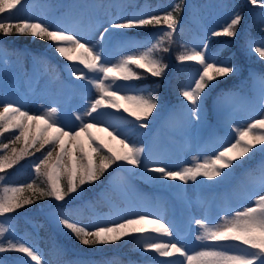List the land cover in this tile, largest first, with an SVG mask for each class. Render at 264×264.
<instances>
[{"label":"snow or ice","instance_id":"6c2138e0","mask_svg":"<svg viewBox=\"0 0 264 264\" xmlns=\"http://www.w3.org/2000/svg\"><path fill=\"white\" fill-rule=\"evenodd\" d=\"M250 3L256 4L257 0H250ZM18 6H23L22 0H0V14H7L6 17L0 16V36H30L50 42L55 53L68 62L65 67L70 77L84 81L79 87L86 92L95 89L97 95L90 100L87 96L83 97L87 103L82 105V110L70 114L67 122L58 118V107L44 108L40 114L33 115L14 102H3L0 135L10 133L14 138L9 143L0 144V149L4 150V154L0 155V173L13 168L25 157L45 150L32 167L38 177H46V187L40 188L33 181L23 186L0 188V217H6L45 197L63 202L66 198L79 196L84 191V185L101 181L114 165L132 176H142L156 183L219 184L229 179L235 169L243 167L257 153L264 154V118L253 120L246 127H233L234 142L214 150L202 162L197 160L191 165L176 168L150 160L145 155L146 148L137 146L119 127L112 124L100 127L105 117L112 115L106 111L110 109L117 112L122 109L127 116L121 115L119 119L141 129L148 128L149 118H156L160 107L158 98L151 91L133 83L145 78L134 68L145 70L152 77L163 76L168 65L158 53L169 52L170 48L164 45L170 46L174 42L182 11L180 3L161 14L106 19L104 23L107 26L101 25L103 30L94 44L88 39L89 33L78 31L75 27L63 23L53 25L31 17L17 18ZM261 7L264 8V3ZM241 21L242 16L236 13L222 29L211 31V36L235 37L236 27ZM160 25L164 26V30L150 47L132 41L129 36L131 30ZM114 41L121 45L128 44L137 51L110 64L104 53L106 45L111 46ZM207 48V43L199 50L185 48L177 56L178 62H195L199 65L194 86L180 92L187 102L189 123L193 126L203 122L205 97L208 95L206 90H211L218 78L237 70L230 61L210 57ZM247 48L264 60V39L249 41ZM261 100L264 102V94ZM128 117L134 119L129 120ZM101 132L106 133L110 140L106 142L96 135ZM21 141L23 146L19 149L10 148V145ZM112 141L120 146L119 150L112 146ZM261 169L259 191L249 190L247 193L253 206L236 210L234 215H225L221 223L203 218L194 221L200 230L195 237L196 241L202 242L199 250H190L168 223L148 214L126 215L115 220L98 219L92 225L72 221L63 215L58 216L57 220L86 247L116 244L125 238L135 239L138 247L149 254L152 264H264V162ZM4 179V176H0V182ZM26 190L31 191L34 198L22 195ZM8 231L0 224V253L13 251L23 254L25 264H47L30 244L15 236L6 238ZM0 264L3 262L0 261Z\"/></svg>","mask_w":264,"mask_h":264},{"label":"rangeland","instance_id":"374dc122","mask_svg":"<svg viewBox=\"0 0 264 264\" xmlns=\"http://www.w3.org/2000/svg\"><path fill=\"white\" fill-rule=\"evenodd\" d=\"M177 3H180L182 8L179 25L184 22L187 31L191 34L186 48L199 50L207 43V54L210 57L218 61H230L237 70L227 76L231 77L232 83L240 79L239 90L220 87L218 97L212 102V116L207 111L205 98L203 122L193 126L189 123L187 102L184 98L180 95L174 101L163 99L162 94L157 90L160 77H152L150 80H153V86L148 82L142 84L133 82L138 87L151 91L160 104L156 118H149L148 128L141 129L134 124L122 122L120 116H127L122 109L119 112L106 110L112 115L105 117V122L100 125L107 127L112 124L119 127L137 146L146 148L145 155L150 160L170 168L191 165L197 160L202 162L203 158L213 154L214 150L234 142L233 127H246L253 120L264 118V102L261 100L264 94V76L259 68L251 64L259 61L260 58L249 52L247 48L249 41L259 42L261 39L253 36L242 46L238 44V36L242 32L237 31L235 39L231 41L220 39L223 36H211V31L222 29L236 13L244 19V27L252 28L254 34L264 36V24H262L264 8L261 7L264 0H257L256 4H251L250 0H172L156 5H151L148 0H103L102 3L95 0H22L23 6H18L20 10L16 13L17 18L31 17L53 25L63 23L65 26L75 27L78 31L89 33L88 39L94 44L99 40V32L103 30L101 25L107 26L104 23L106 19L161 14L170 11ZM244 12L246 14L243 16ZM0 16L6 17L7 14ZM247 17L251 21H247ZM163 30V25L152 27L149 31L145 28L134 29L130 31L129 36L132 41L150 47ZM164 46L167 47V44ZM136 51L137 49L128 44L121 45L114 41L111 46L106 45L104 54L111 64L119 62L122 56ZM223 51L232 52L224 54ZM236 54L244 56V60L242 58L238 63L234 62ZM158 55L164 63L170 65L167 53H158ZM49 63L52 64L51 67ZM67 63L55 53L50 42L47 49L39 52L25 45L9 50L0 43V109L6 101L22 106L33 115L40 114L44 108L58 107V118L62 122H67L70 114H74L78 109L82 110V105L87 103L83 97L87 96L90 100L97 95L95 89L86 92L79 87L84 81L70 77L65 67ZM178 63L180 66L176 68L183 69L181 72L185 75L182 91L194 86V80L198 79L199 65L195 62ZM244 70L246 73H243ZM84 71L87 74V70ZM161 77H164V74ZM215 86L216 81L213 82L212 89H215ZM211 90H206L208 95ZM144 95H147V92H144ZM72 119L74 120V115ZM128 119L134 118L128 117ZM109 131H112V128H109ZM4 134L0 135V144L7 143L9 138H14L11 134L9 137ZM96 135L106 142L110 140L106 133L101 132ZM111 143L119 150V145L114 141ZM44 151L33 155V158H25L21 167L12 170L11 173L9 169L0 173V176L5 177L4 181L0 182V188L23 186L33 181L40 188L46 187L44 183L46 177H38L32 167L33 163L42 157ZM3 154L4 150L0 149V155ZM262 162H264V154L257 153L243 167L235 169L230 178L222 183L189 182L186 185L173 181L164 183L148 181L142 176H132L130 172L114 165L105 173L101 181L84 185V191L79 196L66 198L63 202L46 197L25 206L24 208H28L26 212H21L19 209L6 217H0V224L9 229L5 233L6 238L15 236L30 244L47 264H71V261L72 264H85L81 257L82 253L79 252L82 251L83 246H80L81 244L72 234L58 223L57 217L63 215L81 223L79 220L71 219V214L77 215L81 212L85 214L87 210H89V221L81 224L92 225L98 219L115 220L121 216L137 213L160 217L174 229L180 241L190 250H199L202 242L196 241L195 237L200 234V230L194 221L203 218L221 223L225 215L229 213L234 215L236 210L253 206L247 193L249 190L259 191ZM18 177L24 179L19 181ZM95 190L108 202L107 211L98 212L88 206L90 203L88 196L94 194ZM25 193L22 195L25 196ZM109 193L114 194L116 201L108 198ZM41 227L47 232L48 246L40 245ZM118 243L112 244L115 246L113 250L114 253L126 258L124 264H152V260L148 258L149 254H145L138 247L135 239L125 238L119 243L120 248ZM69 253L72 256L70 260ZM91 260L90 264H99ZM0 261L3 264H25V257L23 254L8 251L0 253ZM106 264L111 262L108 261Z\"/></svg>","mask_w":264,"mask_h":264},{"label":"trees","instance_id":"16d2710c","mask_svg":"<svg viewBox=\"0 0 264 264\" xmlns=\"http://www.w3.org/2000/svg\"><path fill=\"white\" fill-rule=\"evenodd\" d=\"M246 13H243V16ZM247 21H251V19L249 17L246 18ZM244 19L242 18L241 23L236 27V32H242L241 35L238 36V44H243L245 39L248 38L250 36L251 30H253L252 28H246L244 27ZM150 27V26H149ZM246 29V31H245ZM184 29L182 28H177V31L175 33L174 36V42L169 46L167 45V47L170 48V51L167 52L168 56L167 58L169 60L172 61V63H176L177 62V56L180 55V50H181V40L184 39V37L187 36V34H184ZM222 39H231L234 40V37H221ZM0 43L3 44L5 47L10 48V49H14L16 47L25 45L28 48L32 49V50H43L47 48V45L49 42H45L39 39H33L30 36H19V35H13V36H8V37H4V36H0ZM235 58L237 60L241 59L242 56L240 55H236ZM166 60V59H165ZM255 65H257L259 68L264 69V62H262L261 59H259V61H257L255 63ZM135 71L140 72L145 78L139 81H133L136 82L137 84H142L145 82H148L150 85L153 86L152 82L153 80H150V78H152V76H150V74H148L145 70H141V69H134ZM159 85L157 86V90L159 94H162V98L163 99H168V101L170 100H174L177 99L180 96V89L181 87L184 85V74L183 72L179 71L177 68L172 67V65L168 64V67L166 69V72L164 73V77H160L159 78ZM231 77L229 76H225V77H221L218 78V80L216 81V86L215 88L221 87V86H227L231 83ZM4 135L6 136H10V133H5ZM11 138L8 139V142L10 141ZM23 146V142H17L15 145H10L11 147H16L17 149H19L20 147ZM36 153H40V152H36ZM30 157V156H29ZM27 158V157H25ZM24 160V159H23ZM21 160L20 163L23 161ZM19 163V164H20ZM19 164L15 165L13 168L9 169V172L11 173L12 170L17 167ZM8 172V173H9ZM25 196H33V193L31 191L26 190L25 191ZM34 198V196H33ZM46 198V197H45ZM88 198L90 199L91 202L94 203L95 206H97L98 208L101 207L100 205V200L99 197L95 194H90L88 196ZM36 201H41L40 200H36ZM34 204V203H33ZM63 206V205H62ZM31 209V208H29ZM28 211V208H21V212H26ZM74 218H78L80 220H84L85 217L83 216V214H79V215H74ZM43 234H41L42 236ZM45 235L42 237V241L44 240ZM46 243V242H45ZM83 246V245H80ZM115 246H112V244L109 245H104L103 247L100 246H95V247H86L83 246L82 251H79L80 253H82L83 258H94V259H102V257H107L108 259H112L114 262L118 263L117 259H115V257L113 255V248ZM92 248V249H91Z\"/></svg>","mask_w":264,"mask_h":264}]
</instances>
